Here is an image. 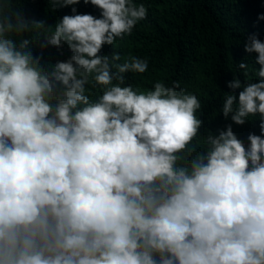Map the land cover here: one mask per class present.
<instances>
[{
  "label": "clouds",
  "instance_id": "clouds-1",
  "mask_svg": "<svg viewBox=\"0 0 264 264\" xmlns=\"http://www.w3.org/2000/svg\"><path fill=\"white\" fill-rule=\"evenodd\" d=\"M83 2L102 18L65 15L52 30L0 0V264H264V139L246 149L229 125L193 143L195 95L123 86L147 60L99 55L146 19L144 5ZM33 29L70 59L44 68ZM245 51L260 80L230 82L243 91L222 112L237 125L259 114L264 132V42L251 36Z\"/></svg>",
  "mask_w": 264,
  "mask_h": 264
},
{
  "label": "trees",
  "instance_id": "trees-1",
  "mask_svg": "<svg viewBox=\"0 0 264 264\" xmlns=\"http://www.w3.org/2000/svg\"><path fill=\"white\" fill-rule=\"evenodd\" d=\"M147 10L146 19L139 21L132 34L117 38L114 45H104L100 56L121 55L119 63L130 57L147 60L144 74L126 73L123 86H131L138 92L154 90L156 82L172 86L179 83L186 94L195 95L201 103L196 115L202 126L196 143H203L209 133L219 135L231 125L234 135L250 148L249 135L264 139L259 114L250 117L244 125L235 124L231 115L225 118L222 112L226 94H235L239 101L240 89L228 87L239 79L242 85L259 82L256 70V53H247L245 46L249 37L256 36L264 42V0H134ZM10 7L20 9L29 21L45 22L53 27L65 15L90 14L102 18L101 10L91 3L59 6L51 0H9ZM73 8L76 9L73 12ZM40 32V36H37ZM33 40L31 50L40 58L44 68L58 62H66L72 56L67 44L57 48L47 44L42 30L33 29L27 34ZM35 38V39H33ZM249 66V76L239 69L240 63ZM115 71V69H113ZM115 83V81H114ZM91 81V99L102 95V86Z\"/></svg>",
  "mask_w": 264,
  "mask_h": 264
}]
</instances>
